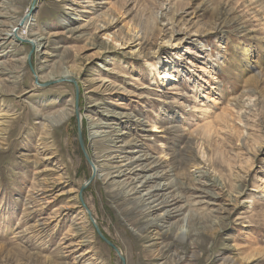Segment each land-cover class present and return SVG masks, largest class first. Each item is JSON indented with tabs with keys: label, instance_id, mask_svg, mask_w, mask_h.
<instances>
[{
	"label": "rangeland",
	"instance_id": "1",
	"mask_svg": "<svg viewBox=\"0 0 264 264\" xmlns=\"http://www.w3.org/2000/svg\"><path fill=\"white\" fill-rule=\"evenodd\" d=\"M0 32V264H121L92 174L124 264H264V0H0ZM118 147L144 178L93 172Z\"/></svg>",
	"mask_w": 264,
	"mask_h": 264
},
{
	"label": "bare ground",
	"instance_id": "2",
	"mask_svg": "<svg viewBox=\"0 0 264 264\" xmlns=\"http://www.w3.org/2000/svg\"><path fill=\"white\" fill-rule=\"evenodd\" d=\"M225 14V13H224ZM222 15V16H224V18H226L227 16L226 15ZM226 21V20H225ZM12 23V22H11ZM14 25V24H13ZM30 26V24H29V21H28V19H22L21 21H20V23H18L17 25H16V27H12L11 28V30H9L10 31V37H15V38H17L18 40H24V39H27V36H29V34H28V32H29V27ZM15 28H16V30H15ZM10 29V28H9ZM8 31V30H7ZM1 33V32H0ZM9 36V35H8ZM37 37H39V36H37ZM28 42L30 43V44H35V45H38V43H37V39H30V40H28ZM148 66L151 68V69H153V72H152V74L153 75H155V74H157V75H159V73H158V71H157V69H154V68H152V64H148ZM36 75V74H35ZM71 76V72H69V70H65V71H63L62 73H61V77H70ZM258 76V75H257ZM49 78H50V76H49ZM48 78V79H49ZM54 78V77H53ZM168 79V74H166V71L165 72H163L162 74H161V80H162V82L164 83L166 80ZM103 84V83H102ZM108 90V89H107ZM70 116V115H69ZM45 118V117H44ZM79 120H80V122H81V118L79 117ZM54 122V121H53ZM1 124V123H0ZM43 127H42V130H43V134H44V131H50L51 129H53L54 128V126H55V124L54 123H52L50 120H47V119H43V123L41 124ZM152 128H154V126L152 125ZM55 131V130H54ZM93 136L94 137H96L97 136V133L96 132H94L93 133ZM100 136V135H99ZM117 139H119V138H117ZM109 140V139H108ZM108 140H106L105 142H107ZM113 141V140H112ZM110 142H111V140H110ZM105 145V143H101L100 145H99V149L101 150L102 148H103V146ZM95 147V146H94ZM119 149H116V151H113V153H116V155H114L110 160H114V159H117V160H119V162H117V164L115 165V166H111V167H108L109 169H105V170H102L103 168H96V166H95V168L93 169V172L95 171V172H100L101 174H100V176H101V181L102 182H104V183H107L108 181H110V180H113L112 182H115V181H118V179H120L121 177H123V176H127V175H129V176H127L128 178H127V180H133V179H130L131 178V176H135V177H139V178H142L143 176H141V172L142 171H144V169L143 168H141L139 165H138V161L140 160V158H134V157H132V156H127V155H124L125 153V151L122 149V148H120V147H118ZM124 155V156H123ZM204 154H203V151H201V157H204L203 156ZM142 158V157H141ZM203 159V158H202ZM204 161V160H203ZM112 161H110L109 163H111ZM116 163V162H115ZM107 168V167H106ZM156 177V176H155ZM144 178V177H143ZM153 176L152 177H148V178H145V180H147V181H145L146 183H148V182H151V179L153 180ZM46 185V184H45ZM120 185V184H119ZM114 186V185H113ZM125 186V185H124ZM118 187V186H117ZM121 188V187H120ZM167 188V187H166ZM165 189V188H164ZM41 190H43V189H41ZM121 190V189H120ZM135 190V188H131V189H129V190H124L123 189V193H125V194H127V196H130V195H132V194H135L136 195V192L137 191H134ZM152 190V189H151ZM148 191V192H146V194L145 195H143V197H139V202L138 203H140L141 204V206L137 209V215L138 216H142V218H146L145 217V213L146 212H149L150 211V207L148 208L147 206H144L145 204V201L146 200H148L149 198L151 199L152 197H155V196H158V194H156V195H154L153 193L155 192H153V191ZM155 190H158V192L159 191H162L163 190V186L161 187V188H159V187H156L155 188ZM45 191V190H44ZM30 192V191H29ZM122 192V191H121ZM115 193V192H114ZM113 193V195H115ZM116 195H118V194H116ZM121 196V195H120ZM39 197V196H38ZM145 197H147V199H145ZM162 199V198H161ZM126 200V199H125ZM134 200V199H133ZM158 200L159 199H156L154 202H156L157 203V206L158 205H160V207H161V205L163 206V205H165V204H167V201L166 200H161L160 202H158ZM78 201V200H77ZM126 203V202H125ZM124 203V204H125ZM135 204H137V203H135ZM134 204V205H135ZM148 205V204H147ZM130 207H132V206H130ZM129 207V208H130ZM134 207V206H133ZM135 208H136V206H135ZM131 210H133V209H131ZM136 210V209H135ZM153 210V209H152ZM84 212V211H83ZM135 212V211H134ZM86 213V212H85ZM180 213V212H179ZM166 215H167V213H166ZM170 215V214H169ZM137 216V217H138ZM171 217V216H170ZM82 219V218H81ZM139 219V218H138ZM77 220H79V219H77ZM87 220V219H86ZM147 220V219H146ZM141 221L142 222V224L141 225H149L150 227H154V226H158V223L157 222H154V221H152V220H148V221ZM159 220H160V218H159ZM165 220V219H164ZM184 221H185V218L183 219V222H182V224H181V226H179V227H177V229H176V233L173 235V236H175V240H176V243L174 244V248L176 249L175 251H178V250H180L181 251V253H182V251L184 252V250H183V247H180L182 244H185V242H187V234H188V231L185 229L186 227H184ZM140 222V221H139ZM164 222V221H163ZM140 225V224H139ZM145 225V226H146ZM160 226H161V224H160ZM159 226V227H160ZM188 227V226H187ZM149 229V228H148ZM155 230V229H154ZM175 230V229H174ZM147 231V230H146ZM170 231H172V230H170ZM86 232V231H85ZM166 232H169V231H166ZM174 232V231H173ZM141 234V233H140ZM143 234V233H142ZM145 234V233H144ZM189 236V235H188ZM192 236V235H191ZM143 237V236H142ZM144 238H145V236H144ZM190 238V237H189ZM170 239V238H169ZM189 241V240H188ZM170 246V245H169ZM184 246V245H183ZM170 248V247H169ZM168 249V248H167ZM166 249V250H167ZM189 249H192V248H189ZM170 250H171V248H170ZM194 251V250H193ZM120 252V251H119ZM185 254H186V251L184 252ZM122 254V253H121ZM176 254V253H175ZM177 254H179V253H177ZM187 255V254H186ZM192 256H193V254H192ZM187 257V256H186ZM173 258H174V256H173ZM192 259H196V257L195 258H192ZM182 257H180L179 255H176L175 256V261L173 260V262L175 263V264H180L182 261ZM181 261V262H180ZM192 263V262H191Z\"/></svg>",
	"mask_w": 264,
	"mask_h": 264
},
{
	"label": "water",
	"instance_id": "3",
	"mask_svg": "<svg viewBox=\"0 0 264 264\" xmlns=\"http://www.w3.org/2000/svg\"><path fill=\"white\" fill-rule=\"evenodd\" d=\"M29 15L30 13L27 12L26 15H25V19H28L29 18ZM23 42H26L28 43L29 45H32L30 44L27 40H23ZM71 80V79H69ZM72 81V80H71ZM73 86H74V104H75V107L77 106V100H78V97H77V89H76V86L74 84V82H72ZM74 116H75V119L77 121V130H76V137H77V142H78V145L81 149V152L83 154V157L85 158V160L88 162V156H87V153H86V150L84 149V146H83V143H82V139H81V131H80V120H79V116H78V110L77 108L75 109V112H74ZM93 177H94V174H92V176L88 179V181L82 185V187L80 188V191L78 193V200H79V203H80V206L85 210L86 212V215L90 221V223L92 224V227L93 229L95 230L98 238L106 245L108 246L109 248H111L118 256V258L120 259L121 261V264H124V258L123 256L121 255V253L112 245V243H110L103 235L102 233L100 232L99 228H98V225L96 224V222L94 221V219L92 218L90 212L88 210L85 209V206H84V203H83V200H82V192L83 190L86 188V186L93 180Z\"/></svg>",
	"mask_w": 264,
	"mask_h": 264
}]
</instances>
